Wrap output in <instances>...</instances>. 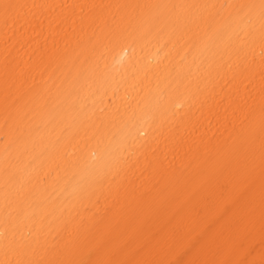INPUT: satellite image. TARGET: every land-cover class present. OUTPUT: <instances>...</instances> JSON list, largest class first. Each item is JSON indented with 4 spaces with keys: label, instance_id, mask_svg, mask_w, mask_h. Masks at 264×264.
<instances>
[{
    "label": "bare ground",
    "instance_id": "obj_1",
    "mask_svg": "<svg viewBox=\"0 0 264 264\" xmlns=\"http://www.w3.org/2000/svg\"><path fill=\"white\" fill-rule=\"evenodd\" d=\"M0 264H264V0H0Z\"/></svg>",
    "mask_w": 264,
    "mask_h": 264
}]
</instances>
